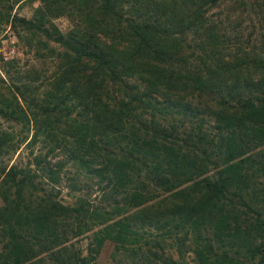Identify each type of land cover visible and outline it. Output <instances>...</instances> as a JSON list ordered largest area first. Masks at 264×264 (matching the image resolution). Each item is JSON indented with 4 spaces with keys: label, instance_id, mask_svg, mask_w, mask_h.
I'll return each instance as SVG.
<instances>
[{
    "label": "trees",
    "instance_id": "obj_1",
    "mask_svg": "<svg viewBox=\"0 0 264 264\" xmlns=\"http://www.w3.org/2000/svg\"><path fill=\"white\" fill-rule=\"evenodd\" d=\"M43 3L0 53V264H264V0Z\"/></svg>",
    "mask_w": 264,
    "mask_h": 264
},
{
    "label": "rangeland",
    "instance_id": "obj_2",
    "mask_svg": "<svg viewBox=\"0 0 264 264\" xmlns=\"http://www.w3.org/2000/svg\"><path fill=\"white\" fill-rule=\"evenodd\" d=\"M44 0H17L12 1V6L7 7V3L0 2V51L2 50L4 60L15 59L21 66L30 58V52L27 50L26 46L20 41L17 34V30L12 27L11 21H13L14 15H22L30 17L35 13L36 9H42ZM229 14L232 19L241 18L245 20L248 18V11L242 7L231 6ZM72 22V16L67 13L66 15H60L55 18V23L63 30ZM247 24L246 22H243ZM19 32L24 35V31L19 27ZM2 43V44H1ZM80 244L82 245L83 254L90 258V250L88 248L89 237L85 235L80 236ZM113 243L106 242L102 247L100 253L96 258L90 259V264H116L110 257V252L112 251ZM176 256V253H174ZM189 264H194L191 262V258L188 256Z\"/></svg>",
    "mask_w": 264,
    "mask_h": 264
}]
</instances>
